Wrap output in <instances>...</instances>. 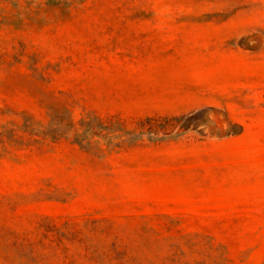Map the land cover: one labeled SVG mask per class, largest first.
<instances>
[{
  "label": "rangeland",
  "instance_id": "rangeland-1",
  "mask_svg": "<svg viewBox=\"0 0 264 264\" xmlns=\"http://www.w3.org/2000/svg\"><path fill=\"white\" fill-rule=\"evenodd\" d=\"M0 264H264V0H0Z\"/></svg>",
  "mask_w": 264,
  "mask_h": 264
},
{
  "label": "crops",
  "instance_id": "crops-1",
  "mask_svg": "<svg viewBox=\"0 0 264 264\" xmlns=\"http://www.w3.org/2000/svg\"><path fill=\"white\" fill-rule=\"evenodd\" d=\"M229 38L230 35L214 37L212 35H202L199 32H194L183 35H174L171 38L166 39L165 41L176 44V46H171L170 49L192 50V49L200 48L197 45L222 44L228 41ZM246 82L247 80H245V83Z\"/></svg>",
  "mask_w": 264,
  "mask_h": 264
}]
</instances>
